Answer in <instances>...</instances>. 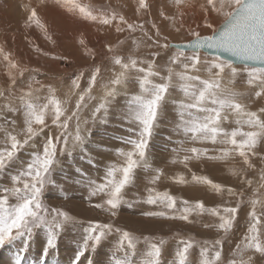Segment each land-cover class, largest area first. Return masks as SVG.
Segmentation results:
<instances>
[{"label":"snow or ice","instance_id":"1","mask_svg":"<svg viewBox=\"0 0 264 264\" xmlns=\"http://www.w3.org/2000/svg\"><path fill=\"white\" fill-rule=\"evenodd\" d=\"M56 3L68 7L70 11H78L85 19L93 21L99 20L104 25L116 24V32L121 33L125 29L121 25H126L129 32H136L139 29L146 38L147 47H156L161 50H170L173 45L170 42L161 44V28L155 23H151L154 34H149L145 30L144 24L134 25L128 23L124 16L112 14L95 15L91 10H86L83 6L76 3V0H55ZM139 7L137 12L147 11L150 7L147 0H138ZM46 0H40V6H43ZM176 3L183 6L182 0H176ZM208 7L201 5L205 12H215L224 16L223 26L214 30L211 35H201L194 32V40L188 42V47L194 49L191 55H186L185 51L177 47L176 53L169 56L164 65H160L156 57H160V51L151 52L152 59L139 60L133 56H124L114 54L108 59L111 61V75L106 84L104 96L101 103L95 108L93 116L103 112V116H108V110L113 106L114 102L121 95V89H124V95H127V87L130 80L134 79L138 83L140 94L133 95L127 101L126 112L122 113V118L127 121L130 127L127 131L131 134L127 137H119L124 144L131 145V149L125 151L123 148H117L116 154L123 158L124 163L120 165L112 164L106 166V172L102 182L89 179L87 188V199L91 201L93 197L103 194L107 197L104 202L94 205L95 208H106L112 217L117 216L122 211V205H126L131 209L133 202H129L124 198V190L133 181L134 170L138 167L149 168L148 153L149 145L154 136L157 121L165 113V105L170 95L171 89L179 83L180 88L187 100H180L179 106V123L176 125L178 135H183L192 142H210L213 145H223L218 151L219 156L208 155L209 149L197 147H184V141H178V148H174L173 152L183 151L180 163L188 168V162L193 159L207 157L209 160L223 159L230 155H238L242 158L245 169L241 170L242 183H246L249 188L253 185L251 179H246L243 173L247 169H252L255 165L252 163L251 157L257 156L258 146L264 150V108H260L258 112L250 111L246 105L242 103L243 93L237 92L233 87H224L222 82L227 78L232 83L241 73L242 69L234 64V60L241 61H257L264 65V0H206ZM17 9L22 11L23 26L26 29L39 28L44 31L45 39L56 44V41L47 34V25L41 20L38 7L32 6L30 3H19ZM164 16V13H160ZM166 20H175V17H164ZM207 27H212L207 22ZM177 31L180 29L177 28ZM163 39L167 41V37ZM135 42V41H133ZM81 45H85L84 40H80ZM123 44L124 41H120ZM215 50V55L211 58L201 60V50ZM37 52H42L44 56H48V52L37 48ZM108 52H112L111 46L107 48ZM0 52L3 49L0 48ZM223 53L230 54L234 59L222 58ZM56 61H67L68 55H57L52 57ZM3 59L8 62L10 70H18L19 76L22 78L26 70L19 69L18 64L10 58V54H4ZM146 65V66H144ZM118 69V70H117ZM179 69V70H177ZM247 72V84L255 90V98L264 97V67L248 68L244 67ZM206 71L207 79H202L199 73ZM104 69L101 65H92L88 69L87 87L83 92H79V98L76 100V111L71 116L65 117V111L62 103L58 100L54 93L55 88L48 86L49 92L52 93L46 98V102L41 103V97L34 95L31 82L27 87L29 91H21L20 95H15L9 89V93L5 96L0 91V97H3L7 103L3 108L7 112H17L23 115V139H19L16 134L9 131L6 127L0 129L4 131V146L0 147V177L10 181L8 186L0 189V246L11 244L18 240H22L23 245L27 246L33 237L34 230H46V245L44 253L49 249L56 247L57 232L62 231L67 225L75 224L76 217L62 212L57 208L49 209L41 199L46 185L52 183V173L59 163L57 159V144L63 139L64 147L59 149L60 154L71 151L68 149L69 121L76 117V141L83 145L87 137H81V121L78 112L82 107L87 105L84 103L86 96L88 99H95L91 96L94 86L97 85L99 79H103ZM133 73L135 76L133 77ZM164 73V74H162ZM11 75V72H10ZM84 70H77L73 73L71 79L70 93L76 94L75 90L81 88V80L85 77ZM35 80L33 76L31 78ZM159 82H156V81ZM39 83V81H36ZM17 84L15 76L12 78V85ZM44 87V85H41ZM209 104L211 106H209ZM195 110V112L193 111ZM230 112L236 120L237 125H243L248 128L247 131L243 127H236L231 130L225 128L224 121L228 119L224 113ZM51 114L52 124L63 129L59 136L47 135L43 141L42 150L37 149L31 152L27 161L21 162L19 153L26 146L35 147L33 143L35 138L43 134L45 128L48 127L46 117ZM0 119L8 123L3 113H0ZM106 122V121H102ZM83 123H87L84 121ZM12 125L16 121H11ZM90 136V133L88 134ZM91 162V161H90ZM176 161L174 160L173 163ZM264 162V158H262ZM20 164L15 174H10L11 169ZM77 172L81 170L76 169ZM155 175L149 180V184L155 185L161 179L163 171L155 169ZM8 174V175H6ZM178 183H189L183 175L176 178ZM191 182L205 183L214 191L220 192L222 186L213 183L207 177L199 176L192 173ZM264 168L260 170V182L258 187L253 189L257 198L251 200V211L248 213L247 228L241 243L236 245L234 256L240 257L239 260L232 259L229 264H264ZM148 196L145 203L149 205H161L164 209L170 210L171 220H180L188 224L196 221L190 217H203L210 215L216 218L215 224H205V228L214 227L217 232H222L226 237L237 223V214L242 199H238L236 206L207 207L203 200H197L193 204L188 199L178 201L177 198L168 193H159L154 187L147 189ZM228 194L232 197H243L244 192H237L233 188L227 189ZM257 205L260 210H257ZM165 211H147L142 212V216L155 217L165 216ZM51 217V219H49ZM79 244L75 252L71 264H80L81 258L88 251L96 252L102 246L106 237L113 232L119 234L117 247L123 250V259H116L114 264H135L133 257L136 254L139 241L136 236L120 227H114L110 223H100L99 221H89L87 226L81 225ZM143 241L148 245L147 258L143 264H160L161 247L165 241L160 240L159 243L152 242L147 235L143 237ZM194 246L200 247V264H223L222 247L223 239H217L210 246L208 241H197L195 238L177 241L176 257L177 261L173 264H189V253ZM247 255V259L244 256ZM256 257V259H254ZM17 264H20L19 260ZM88 264H92L89 260Z\"/></svg>","mask_w":264,"mask_h":264},{"label":"rangeland","instance_id":"2","mask_svg":"<svg viewBox=\"0 0 264 264\" xmlns=\"http://www.w3.org/2000/svg\"><path fill=\"white\" fill-rule=\"evenodd\" d=\"M21 2L39 6L41 20L47 25V34L56 41V44L45 39L43 30L39 28L26 29L23 26V13L16 7ZM147 2L150 5L149 9L137 12L138 0H76L77 4L86 10H91L95 15L116 13L118 16H124L128 23L134 25L143 23L149 34H154L151 23L155 22L161 28V44L165 42H189L194 39V32H199L202 36L211 35L215 29L223 24L224 16L222 14L205 12L200 7L201 5L208 7L206 0H182L183 6L178 5L176 0H147ZM161 12L164 13V16L160 15ZM165 16L175 17V20H166ZM202 17H207V22L211 23L212 27H207L205 19ZM64 19L67 20L64 21ZM68 21H70L69 24ZM121 27H124L125 30L117 33L115 23L104 25L99 20L85 19L78 11H70L68 7L56 3L55 0H46L43 6H40V0H0V48L3 49V52H0V91H3L5 96L8 95L9 89L17 96L21 94V91H29L27 85L31 82L33 90H38L34 91V95L40 96V102L43 103L52 94L48 89V86L51 85L52 88H55V97L61 101L65 111L63 120L67 116H71L73 111H76L78 94L87 87L90 66L101 65L104 69V78L98 80L90 94L95 99H88L86 96L84 103L87 106L82 107L78 112L81 121L80 135L87 137V139L84 140L83 145L76 141L77 121L76 117H73L66 130L68 149L71 151V155L67 151L60 154L59 149L64 147L61 138L60 143L57 144L59 163L52 173L53 182L46 185L41 197L49 209L57 208L76 217L75 224L67 225L62 231L58 230L56 247L49 249L46 254L44 253L46 230L43 228L34 230L33 237L27 246L23 245L22 240L0 246V264H17L18 260L20 264H71L79 244L82 243L80 239L81 225L87 226L89 221L110 223L114 227L132 232L139 241L136 254L133 257L135 264H143L147 258L148 245L143 241L145 235L154 243H159L160 240L165 241L163 245H160V264H173L177 261L178 258L175 255L177 241L181 238H195L200 242L208 241L209 246L217 239H223V264H229L232 259H240L233 254L236 245L243 240L249 219L248 213L251 211V200L257 198L253 189L258 187L260 170L264 168V162H262L264 150L261 146L257 147L258 155L251 157L255 167L247 169L243 173L246 179L253 181L251 188L246 183H242L241 170L245 169L246 166L243 164L242 158L235 154L215 160H209L207 157L193 159L188 162V168H185L180 160L186 153L172 151L179 147L178 141L183 140V146L187 148H207L210 156H219L218 151H214V149H219L223 145H213L210 142H192L183 135L177 134L179 106L174 101L185 100L187 102L179 83H176V86L171 89L166 101L165 113L157 121L154 136L149 145L147 163L150 167L147 169L144 167L136 168L132 183L124 190V198L134 203L133 208L129 209L126 205H122V211L118 212L117 216L112 217L106 208L97 209L94 207L97 203L102 204L107 198L103 194L93 197L91 201L87 199L89 179L98 183L102 182L106 166L124 163L123 158L118 156L115 151L117 148H123L125 151L131 149V145L124 144L119 139V137L131 135L127 131L131 125L122 118V113L127 110V101L133 95L140 94L138 83L132 79L126 89L127 95H124L125 90L121 89V95L109 108L107 117L103 116V112L93 116L95 108L101 103L105 93L103 85L107 83L111 75L112 64L108 57L121 54L124 56L131 55L139 60H148L152 59L151 52L160 51V57L155 59L160 65H164L169 56L177 51L175 48L170 50L149 48L146 45L150 42L146 41L139 29L133 33L127 30L126 25H121ZM177 28L180 30L177 31ZM164 36L167 37V41L163 39ZM80 40H84L85 45H81ZM120 41H124V43L120 44ZM108 46L112 47V52L107 51ZM37 48L43 49V52H48L49 55L44 56L42 52H37ZM191 53L185 51L186 55H191ZM4 54H10V58L18 64L19 69L26 70L22 78L19 76L18 70H10L8 62L3 59ZM200 54L202 61L214 56L202 51ZM57 55H68V60L56 61L52 57ZM236 66L242 69L241 73L232 83H229L226 78L222 82V86L233 87L237 92L243 93L242 103L246 105L248 110L258 112L260 108H264V97L255 98L254 92L258 89L247 84V72L243 70L245 65ZM77 70H84L86 75L81 80V88L75 90L76 94H72L69 91L71 79ZM132 75L134 77L135 73ZM199 75L202 79L209 78L206 71H201ZM13 76L17 79L16 85H12ZM33 76L35 80L31 79ZM6 103L7 101L0 97V113H3L8 121L5 124V120L0 119V129L6 127L19 139H23V115L17 112H7L3 108ZM209 106L211 105L209 104ZM193 111L195 112V110ZM224 114L228 117L224 121L223 126L225 128L231 130L236 127H243V130H248L246 126L237 125L230 112ZM13 120L16 121L15 125L11 124ZM84 121L87 123H83ZM46 123L48 127L33 142L35 147L26 146L18 154L21 162L27 161L31 152L37 149L42 150L43 141L47 135L59 136L64 131L52 124L51 114L46 117ZM4 139L5 133L0 131V147L4 146ZM174 160L175 163H173ZM19 167L20 164H16L11 169L10 174H15ZM77 168L81 171L77 172ZM155 169H161L163 175L155 185H152L149 184V180L155 175ZM192 173L207 177L213 183L220 184L222 190L216 192L205 183L191 182ZM181 175L189 183H178L176 178ZM9 184V180L0 177V189ZM149 187H154L161 194L168 193L176 197L178 206L182 199H188L193 204L197 200H203L207 207L217 205L234 207L238 199H242L244 203L241 204L237 214L236 225L225 237L222 232H217L214 227H204L205 224L217 222L216 218L210 215L199 218L190 217L196 221L193 224L169 219L170 210L164 209L161 205L145 203ZM229 188H233L237 192L243 191L244 196H230L227 191ZM257 210H260L259 205H257ZM147 211H165L166 215L142 216V212ZM118 239L119 234L113 232L106 237L96 252H86L85 256L81 258L80 264H88L89 260L92 261V264H114L116 259H123V250L117 247ZM244 259H247V255L244 256ZM200 260V247L194 246L189 253V264H200Z\"/></svg>","mask_w":264,"mask_h":264},{"label":"water","instance_id":"3","mask_svg":"<svg viewBox=\"0 0 264 264\" xmlns=\"http://www.w3.org/2000/svg\"><path fill=\"white\" fill-rule=\"evenodd\" d=\"M223 24H221L219 27H222ZM218 27V28H219ZM194 40V39H193ZM192 41V40H191ZM173 45L172 48H175L177 49L176 46H179L180 48H182L184 51H187V52H193L194 49L188 47V42H184V43H171ZM202 52H205L207 54H210V55H215V50H209V49H203L201 50ZM222 55V58L224 59H234L230 56V54H227V53H223L221 54ZM234 64L235 65H245V66H250V67H264V65H262L260 62H257V61H241V60H234Z\"/></svg>","mask_w":264,"mask_h":264},{"label":"bare ground","instance_id":"4","mask_svg":"<svg viewBox=\"0 0 264 264\" xmlns=\"http://www.w3.org/2000/svg\"><path fill=\"white\" fill-rule=\"evenodd\" d=\"M39 11V10H38ZM49 12V11H48ZM65 18V17H64ZM67 20V19H64V21ZM63 21V20H62ZM70 21H68V24H69Z\"/></svg>","mask_w":264,"mask_h":264}]
</instances>
